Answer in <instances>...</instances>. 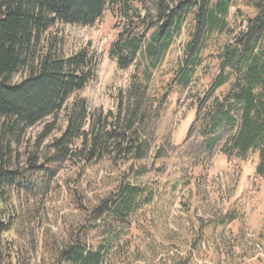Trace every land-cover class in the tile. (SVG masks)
Here are the masks:
<instances>
[{"label": "trees", "instance_id": "obj_1", "mask_svg": "<svg viewBox=\"0 0 264 264\" xmlns=\"http://www.w3.org/2000/svg\"><path fill=\"white\" fill-rule=\"evenodd\" d=\"M107 10L120 28L110 54L121 69L134 70L115 110H91L81 92L96 80L99 56L89 47L66 53L55 28L92 25ZM183 33L171 76L156 86L155 74ZM199 76L209 79L201 90ZM174 91H189L194 102L184 144L193 134L201 139L199 163L220 144L229 161L257 154L255 173L264 177V0H0V264L147 260L152 244L128 236L135 215L155 197L130 176L149 157L156 120ZM38 124V140L25 141ZM166 144L157 160L167 155ZM106 162L125 165L123 179L91 197L85 169ZM65 164L75 169L63 180L73 205L52 214L56 234L44 209ZM238 216L226 213L217 226ZM137 240L144 249L133 246ZM172 255L171 264H190V253Z\"/></svg>", "mask_w": 264, "mask_h": 264}, {"label": "rangeland", "instance_id": "obj_2", "mask_svg": "<svg viewBox=\"0 0 264 264\" xmlns=\"http://www.w3.org/2000/svg\"><path fill=\"white\" fill-rule=\"evenodd\" d=\"M231 11L235 14L236 7ZM118 23L112 11L107 10L92 25L59 23L55 28L65 39L66 53L89 47L99 56L97 78L81 92L91 110H115L119 93L125 92L130 85L134 67L121 69L110 54L120 29ZM185 39L183 33L172 46L155 74L153 84L171 76L169 71L181 56ZM199 78L201 90L208 85L209 79ZM194 119V102L189 91L172 92L156 120L155 142L149 157L135 163L130 176L132 183L141 182L146 192H152L155 197L151 205H146L135 215L129 229L128 238L143 236L144 243L152 244L149 249L154 247V251L146 255L147 260L136 264H158L162 259L163 264H171L173 253L183 257L190 253V264H264V177L255 173L258 155L253 154L246 161H229L221 153L219 144L212 155L207 156L206 163H199L203 155L201 139L193 134L184 144ZM43 127L44 124H38L29 128L25 141H37ZM58 134L43 140L42 145ZM166 142L169 145L167 155L157 160L156 150ZM125 170V165L113 169L107 162L88 166L84 177L86 182L91 181L89 195H101L114 188L122 181ZM74 176L75 169L65 164L44 209L49 226L56 234L60 225L52 214L59 212L62 215L72 209L63 180ZM231 211L238 213L239 220L217 226L216 221ZM139 225L144 227V232L138 230ZM140 241L133 246L140 244L144 249ZM119 260L106 264H122Z\"/></svg>", "mask_w": 264, "mask_h": 264}]
</instances>
